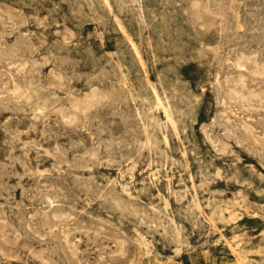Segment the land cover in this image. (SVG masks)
Segmentation results:
<instances>
[{
  "label": "rangeland",
  "instance_id": "374dc122",
  "mask_svg": "<svg viewBox=\"0 0 264 264\" xmlns=\"http://www.w3.org/2000/svg\"><path fill=\"white\" fill-rule=\"evenodd\" d=\"M0 18V264H264V0H0Z\"/></svg>",
  "mask_w": 264,
  "mask_h": 264
},
{
  "label": "bare ground",
  "instance_id": "6f19581e",
  "mask_svg": "<svg viewBox=\"0 0 264 264\" xmlns=\"http://www.w3.org/2000/svg\"><path fill=\"white\" fill-rule=\"evenodd\" d=\"M204 1H206V0H204ZM208 2H209V1H208ZM210 2H211V1H210ZM200 3H201V2H200ZM206 3H207V2H206ZM204 4H205V2H204ZM202 5H203V4H202ZM207 6H208V5H207ZM207 6H206V7H207ZM4 7H5V6H4ZM194 7H196V6H194ZM204 7H205V6H204ZM197 8H198V7H197ZM208 8H209V6H208ZM203 9H204V8H203ZM201 10H202V8H201ZM16 11H17V10H16ZM202 11H203V10H202ZM206 11H207V10H206ZM218 11H219V10H218ZM207 12H208V11H207ZM202 13H204V12H202ZM220 13H221V12H220ZM17 14H18V13H17ZM214 14H215V12H214ZM221 14H222V13H221ZM25 15H26V14H25ZM204 15H205V13H204ZM209 15H210V13H209ZM215 15H216V14H215ZM219 15H220V14H219ZM223 15H224V14H223ZM26 16H27V15H26ZM212 16H213V14H212ZM220 16H221V15H220ZM35 17H36V16H35ZM62 17H63V16H62ZM207 17H208V16H207ZM19 18H20V17H19ZM197 18H198V17H197ZM208 20H209V19H207V21H208ZM33 21H34V20H33ZM0 22H1V18H0ZM197 22H198V21H197ZM224 22H225V21H224ZM220 24H221V23H220ZM223 25H224V24H223ZM219 26H221V25H219ZM202 27H203V25H202ZM202 27H201V28H202ZM222 28H224V26L221 27V29H222ZM228 29H229V28H228ZM69 30H70V29H69ZM70 31H71V30H70ZM223 31H224V30H223ZM228 31H230V30H228ZM228 31H227V32H228ZM33 32H34V31H33ZM62 32H63V31H62ZM221 32H222V31H220V33H221ZM67 33H69V31H68ZM221 34H222V33H221ZM62 35H63V34H62ZM62 35H61V36H62ZM69 35H70V34H69ZM64 36H65V35H64ZM66 36H67V35H66ZM69 37H70V36H69ZM69 37H67V38H69ZM61 38H62V37H61ZM63 38H64V37H63ZM63 38H62V39H63ZM64 40H65V39H64ZM62 42H63V41H62ZM64 43H65V42H64ZM42 44H43V43H42ZM212 48H215V47H212ZM253 49H254V48H253ZM249 52H250V51H249ZM216 53H218V51H217ZM237 53H238V52H237ZM259 53H260V52H259ZM213 54H214V53H213ZM240 54L243 55L244 53H243V54L240 53ZM240 54H239V55H240ZM215 55H216V54H215ZM194 56H195V55H194ZM245 56H247V55H245ZM38 57H39V56H38ZM242 57H243V56H242ZM249 57H251V56H249ZM240 58H241V57H240ZM243 58H244V57H243ZM245 58H247V57H245ZM252 58H253V57H252ZM252 58H250V59H252ZM235 59H237V56H236ZM238 59H239V58H238ZM245 60H246V59H245ZM245 60H244V61H245ZM247 60H248V58H247ZM253 60H254V58H253ZM253 60H252V63H253ZM242 61H243V60H242ZM242 61H241L240 63H243V62H244V61H243V62H242ZM255 61H256V59H255ZM255 61H254V63H255ZM5 62H6V61H5ZM17 63H18V62H17ZM240 63H235V64L238 65V64H240ZM5 64H6V63H5ZM9 64H11V63H9ZM12 64H13V63H12ZM18 64H19V63H18ZM21 64H24V62L21 63ZM233 64H234V61L232 62V65H233ZM255 64H256V63H255ZM255 64H252V65L254 66ZM243 65H244V64H243ZM257 65H258V64H257ZM257 65H255L254 67H256ZM7 66H8V65H6V67H7ZM24 66H25V64L22 66L23 69H24ZM238 66H240V65H238ZM250 66H251V65H250ZM259 66H260V65H259ZM9 67H10V66H9ZM12 67H15V65L13 64ZM20 67H21V65H20ZM235 67H237V66H235ZM248 67H249V66H248ZM248 67H247V68H248ZM254 67H253L254 70H256V69L258 68V67H257V68L255 69ZM18 68H19V67H18ZM239 68H240V67H239ZM239 68H238V69H239ZM242 68H243V67H242ZM242 68H241V70H242ZM54 69H55V68H54ZM3 70H4V69H3ZM21 70H22V68H21ZM21 70H20V71H21ZM233 70H234V69H233ZM235 70H237V68H236ZM239 70H240V69H239ZM245 70H246V69H244V72H245ZM259 70H261V69H259ZM263 70H264V69H263ZM15 71H17V69H16V70H13V72H15ZM20 71H17V72H20ZM257 71H258V70H257ZM4 72H5V70H4ZM17 72H16V73H17ZM237 72H238V71H237ZM248 72H249V71H248ZM261 72H262V71H261ZM261 72H260V73H261ZM6 73H7V72H6ZM53 73H54V72H53ZM254 73H256V72H254ZM50 74H52V73L50 72ZM238 74H239V73H238ZM248 74H249V73H248ZM7 75L10 76L9 74H7ZM17 75H18V74H17ZM229 75H230V74H229ZM234 75H235V74H234ZM234 75H230V76L234 77ZM250 75H251V74H250ZM254 75H256V78L258 77L257 74H254ZM254 75H251V76L254 78ZM262 75H263V74H262ZM239 76L241 77L240 74H239ZM259 76H260V75H259ZM226 77H227V76H226ZM237 77H238V75H237ZM245 77H246V76H244V79H245ZM228 78H229V77H228ZM263 78H264V77H263ZM8 79H10V78H8ZM65 79H66V78H65ZM236 79H238V78H236ZM249 79H250V78H249ZM251 79H252V78H251ZM251 79H250V81H252ZM258 79H259V77H258ZM13 80H14V79H13ZM240 80H241V78H240ZM240 80H239V81H240ZM56 81H57V80H56ZM124 81H125V80H124ZM224 81H225V79L223 80V82H224ZM234 81H235V80H233V82H234ZM242 81H243V78H242L241 82H242ZM245 81H246V79H245ZM245 81H244V82H245ZM244 82H242V83H244ZM12 83H13V82H12ZM250 83H251V82H250ZM225 84H226V83H225ZM232 84H233V83H232ZM239 84H240V83H239ZM239 84H238V85H239ZM245 84H246V82H245ZM245 84H244V85H245ZM256 84H257V83H256ZM223 85H224V83H223ZM244 85H243V87H244ZM246 85H247V84H246ZM13 86H14V85H13ZM21 86H22L21 88L23 89V85H21ZM50 86H51V85H50ZM123 86H124V85H123ZM234 86H236L235 83H234ZM250 86H251V85H250ZM250 86H248V88H249ZM16 87H17V86H16ZM16 87H15V89H16ZM125 87H126V86H125ZM130 87H131V86H130ZM225 87H227V86H225ZM240 87H241V86H239V89H240ZM252 87H253V86H252ZM19 88H20V86H19ZM233 88H234V87H233ZM236 88H238V87L236 86ZM241 88H242V87H241ZM245 88H246V87H244V89H245ZM55 89H56V88H55ZM126 89L128 90L129 88L126 87ZM130 89H131V88H130ZM224 89H225V88H224ZM229 89H230V88H229ZM251 89H252V88H251ZM251 89H250V90H251ZM6 90H7V89H6ZM20 90H21V89H20ZM89 90H90V89H89ZM91 90H94V88L91 89ZM200 90H201V89H200ZM231 90H232V88H231ZM231 90H230V91H231ZM233 90H234V89H233ZM233 90H232V91H233ZM240 90H241V89H240ZM240 90H239V91L237 90V91H238V95H239V96L241 95V97H242V96H243V95H242L243 93L240 94V93H239ZM252 90H253V89H252ZM252 90H251V91H252ZM120 91H121V90H120ZM226 91H227V88H226ZM226 91H225V93L227 94L229 91H227V92H226ZM237 91H235V93H236ZM251 91H249V93H250ZM257 91H258V90H257ZM10 92H13V91L10 90ZM92 92H93V91H92ZM111 92H113V91H111ZM114 92H115V91H114ZM121 92H122V91H121ZM129 92H130V91H129ZM241 92H243V91L241 90ZM246 92L248 93V90H246ZM259 92H261V91H259ZM259 92H257V93H259ZM7 93H8V92H7ZM7 93H5V95H6ZM89 93H90V92H89ZM133 93H134V92H133ZM229 93H230V92H229ZM233 93H234V92H232V95H233ZM252 93H253V91H252ZM252 93H251V94H252ZM13 94H14V93H13ZM20 94H21V93H20ZM23 94H24V93H23ZM25 94H26V92H25ZM222 94H223V93H222ZM226 94H225V95H226ZM236 94H237V93H236ZM251 94H250V95H251ZM255 94H256V93H255ZM0 95H3V94H0ZM11 95H12V93H11ZM14 95H16V94H14ZM14 95H12V97H13ZM69 95H70V94H69ZM107 95H108V94H107ZM115 95H116V94H115ZM229 95H230V94H229ZM229 95H228V96H229ZM232 95H231V96H232ZM257 95H258V94H257ZM261 95H262V94H261ZM19 96H20V95H19ZM22 96H23V95H21V97H22ZM85 96H86V93H85ZM112 96H114V95H112ZM236 96H237V95H236ZM245 96H246V95H244V97H245ZM248 96H249V95H248ZM0 97L2 98L3 96H0ZM12 97H11V98H12ZM14 97H15V96H14ZM17 97H18V96H17ZM21 97H19V98L21 99ZM89 97H90V96H89ZM91 97H92V96H91ZM94 97H95V94H94ZM222 97H223V96H222ZM229 97H230V96H229ZM233 97H234V96H233ZM241 97H240V99H241ZM244 97H242V99H243ZM249 97H250V96H249ZM252 97H253V94H252L251 98H252ZM256 97H257V99H258L259 96H256ZM260 97H261V96H260ZM260 97H259V98H260ZM24 98H25V97H24ZM84 98H85V97H84ZM95 98H96V97H95ZM224 98H225V97H224ZM227 98H228V97H227ZM236 98H237V97H236ZM251 98H248L249 100H248V101L246 100V101H247V102H250V101H251V100H250ZM261 98H262V97H261ZM261 98H260V100H261ZM14 99H15V98H14ZM25 99H27V98H25ZM89 99H90V98H89ZM108 99H109V98H108ZM156 99H157V98H156ZM221 99H222V98H221ZM225 99H226V98H225ZM232 99H233V98L231 97V100H232ZM238 99H239V98H238ZM240 99H239V100H240ZM245 99H246V98H244V102H246ZM257 99H256V100H257ZM263 99H264V98H263ZM11 100H12V99H11ZM74 100H77V99L74 98ZM85 100H87V98H86ZM93 100H94V99H93ZM95 100H97V99H95ZM234 100H235V98H234ZM254 100H255V98H254ZM13 101H18V100L15 99V100H13ZM90 101H91V99H90ZM90 101H84V100H83V101H80V102H75V103L73 104V109H74V108H80V107L83 108L82 106L86 107V105H87L88 107H86L87 109H85V110L89 111L88 108H89V106H90V104H89ZM102 101H103V100H102ZM225 101H227V99H226ZM237 101H238V100H237ZM241 101H242V100H241ZM263 101H264V100H262V102H263ZM9 102H11V101H9ZM26 102H27V100H26ZM93 102H95V101H93ZM93 102H92V103H93ZM100 102H101V101H100ZM231 102H232V101H231ZM242 102H243V101H242ZM244 102H243V103H244ZM258 102H259V100L257 101V103H258ZM87 103H88V104H87ZM96 103H97V102H95V104H96ZM229 103H230V102H229ZM259 103H261V102H259ZM263 103H264V102H263ZM15 104H16V103H15ZM93 104H94V103H93ZM99 104H100V103H99ZM233 104H236V101H235V103H233ZM237 104H239V102H238ZM247 104H249V103H247ZM247 104H244L245 107H246ZM96 105H98V104H96ZM96 105H95V106H96ZM244 105H243V106H244ZM251 105H252V104H251ZM258 105H259V104H258ZM258 105H257V106H258ZM243 106H241V107L243 108ZM248 106H249V105H248ZM255 106H256V105H255ZM241 107H240V105H239V109H240ZM249 107H250V106H249ZM249 107H248V108H249ZM252 107H253V106H252ZM259 107H260V106H259ZM259 107H258V108H259ZM261 107H262V106H261ZM261 107H260L259 109H261ZM56 108H57V107H56ZM56 108H55V110L57 111ZM91 108H92V107H91ZM253 108H255V107H253ZM58 109H59V107H58ZM73 109H71V110H73ZM89 109H90V108H89ZM225 109H226V108H225ZM237 109H238V108H237ZM243 109L245 110L246 108H243ZM259 109H258V110H259ZM75 110H76V109H75ZM79 110L81 111L82 109H79ZM85 110H84V111H85ZM80 111H79V112H80ZM241 111H242V110H241ZM57 112H59V114H60V112H63V109H59V111H57ZM85 112H86V111H85ZM85 112H82V113H85ZM135 112H136V111H135ZM222 113H223V112H222ZM257 113H258V112H257ZM243 114H244V113H243ZM83 115H84V114H83ZM223 115H224V114H223ZM223 115H222V116H223ZM60 116H61V114H60ZM245 116H246V115H245ZM73 117H74V115H73ZM73 117H72V118H73ZM75 117H76V116H75ZM61 118H62V117H61ZM72 118H71V119H72ZM76 118H77V117H76ZM74 119H75V118H74ZM231 119H232V118H231ZM247 119H248V118H247ZM36 120H37V119H36ZM72 120H73V119H72ZM75 120H76V119H75ZM77 120H78V119H77ZM244 120H245V118H244ZM62 122H63V121H62ZM70 122H71V121H70ZM70 122H69V123H70ZM76 122H77V121H76ZM80 122H81V121H80ZM243 122H244V121H243ZM67 123H68V122H67ZM67 123H64V124H67ZM71 123H72V122H71ZM237 124H239V123H237ZM246 126H247V125H246ZM248 126H249V125H248ZM251 126H252V125H251ZM251 126H249V127H251ZM238 127H241V126H238ZM242 127H243V126H242ZM249 127H247V128H249ZM245 128H246V127H245ZM245 128H242V129H243V132H244ZM247 128H246V129H247ZM252 130H254V128H253V129L250 128V131H251V132L249 131L250 134L252 133ZM245 131H246V130H245ZM255 131H256V130H255ZM203 132H204V131H203ZM253 132H254V131H253ZM255 133H256V132H255ZM244 134H245V133H244ZM262 134H263V133H262ZM245 135H246V134H245ZM248 135H249V134H248ZM251 137H252V135H251ZM255 137H257V135H255ZM260 137H261V136H260ZM262 137H263V136H262ZM258 138H259V136H258ZM258 138H257V140L259 141L260 138H259V139H258ZM227 140H229V139H227ZM227 140H226V141H227ZM255 140H256V139H255ZM207 141H208V140H207ZM253 142H254V141H253ZM263 142H264V141H263V139H262V143H263ZM256 143H257V142H256ZM260 143H261V141H260ZM254 144H255V143H254ZM254 144H253V145H254ZM257 144H259V143H257ZM210 145H211V144H210ZM260 145H261V144H260ZM262 145H263V144H262ZM225 146H227V144H226ZM234 146H235V145H234ZM256 146H257V145H256ZM258 146H259V145H258ZM222 147H224V146L222 145ZM222 147L220 148L221 150L223 149ZM137 149H138V148H137ZM220 149H219V152H220ZM223 150H224V149H223ZM223 150H222V152H223ZM136 151H137V150H136ZM246 154H247V153H246ZM181 157H183V156H181ZM164 158H165V157H164ZM174 163H175V162H174ZM169 169H170V168H169ZM156 175H157V174H156ZM47 176H48V175H47ZM218 178H219V177H218ZM46 184H47V183H46ZM44 185H45V184H44ZM50 188H51V187H50ZM123 188H124V187H123ZM119 189H120V188H119ZM44 192H45V191H44ZM30 195H31V194H30ZM104 197H105V196H104ZM193 197H194V196H193ZM162 201H163V200H162ZM189 201H190V200H189ZM166 205H167V204H165V206H166ZM121 209H122V208H121ZM58 212H59V211H58ZM58 212H57V214H58ZM61 212H62V211H61ZM55 213H56V212H55ZM57 214H56V216H57ZM35 215H36V214H35ZM52 215H53V213H52ZM68 215H69V214H68ZM72 215H73V214H72ZM141 215H142V214H141ZM32 216H34V215H32ZM56 216H55V217H56ZM252 216H253V215H252ZM30 217H31V214H30L29 218H30ZM59 217H60V216H59ZM59 217H58V218H59ZM62 218H63V217H62ZM53 219L55 220V218H53ZM62 221H63V220H62ZM168 221H169V220H168ZM156 222H157V221H156ZM65 225H66V224H65ZM211 227H212V226H211ZM25 228H26V227H25ZM49 228H51V227H49ZM67 228H68V227H67ZM73 228H74V227H73ZM79 228H80V227H79ZM99 228H100V227H99ZM27 229H28V227H27ZM80 229H81V228H80ZM102 229H103V228H102ZM49 230H50V229H49ZM62 230H63V229H62ZM68 230H69V229H68ZM75 230H76V229H74L73 231H75ZM85 230H86V229H85ZM98 230H99V229H98ZM63 231H64V230H63ZM86 231H87V230H86ZM90 232H91V231H90ZM101 232H103V231H101ZM101 232H100V233H101ZM75 233H76V232H75ZM96 233H97V231H96ZM91 234H92V233H91ZM98 234H99V232H98ZM63 235H65V234H63ZM68 235H69V234H68ZM70 235H71V234H70ZM93 235H95V234H93ZM93 235H92V236H93ZM38 236H39V235H38ZM85 236H86V235H85ZM97 236H98V235H97ZM102 237H103V236H102ZM66 238H68V237H67V234H66ZM221 238H222V237H221ZM39 239H40V238H39ZM64 239H65V238H64ZM110 239H111V238H110ZM66 240H67V239H66ZM177 241H178V239H177ZM177 241H176V242H177ZM223 241H224V240H223ZM232 241H233V240H232ZM115 242H118V241H115ZM69 244H70V243H69ZM117 244H118V243H117ZM119 244H120V241H119ZM119 244H118V245H119ZM176 244H177V243H176ZM225 244H226V243H225ZM124 245H125V244H124ZM105 246H106V245H105ZM76 247H77V246H76ZM138 247H139V246H138ZM179 247H180V246H179ZM31 248H32V247H31ZM74 248H75V247H74ZM119 248H120V247H119ZM119 248L117 249L118 252H119V250H120ZM121 248H123V245L121 246ZM177 248H178V247H177ZM179 250H180V249H179ZM96 251H97V250H96ZM121 251H122V250H121ZM187 251H188V250H187ZM111 252H112V251H111ZM122 252H123V251H122ZM179 252H180V251H179ZM120 253H121V252H120ZM120 253H119V254H120ZM175 253H177V251H176ZM119 254H118V256H119ZM233 254H234V253H233ZM123 255H124V254H123ZM120 256H122V255L120 254ZM74 257H75V256H74ZM126 258H127V257H126ZM99 259H100V258H99ZM101 259H102V258H101ZM125 260H126V259H125ZM238 260H239V259H238ZM100 261H101V260H100ZM66 263H67V262H66ZM239 263H240V262H239ZM42 264H43V263H42ZM78 264H79V263H78Z\"/></svg>",
  "mask_w": 264,
  "mask_h": 264
}]
</instances>
